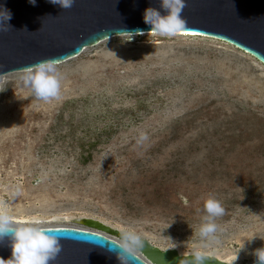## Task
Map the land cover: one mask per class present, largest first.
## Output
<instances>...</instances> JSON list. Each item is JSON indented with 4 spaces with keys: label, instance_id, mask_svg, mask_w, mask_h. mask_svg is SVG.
<instances>
[{
    "label": "rangeland",
    "instance_id": "obj_1",
    "mask_svg": "<svg viewBox=\"0 0 264 264\" xmlns=\"http://www.w3.org/2000/svg\"><path fill=\"white\" fill-rule=\"evenodd\" d=\"M128 39L56 65V99L22 85L30 70L4 75L0 205L21 223L81 228L71 220L95 218L189 254L214 198L225 211L202 250L255 261L264 248V67L212 38ZM140 133L148 139L138 145Z\"/></svg>",
    "mask_w": 264,
    "mask_h": 264
},
{
    "label": "water",
    "instance_id": "obj_2",
    "mask_svg": "<svg viewBox=\"0 0 264 264\" xmlns=\"http://www.w3.org/2000/svg\"><path fill=\"white\" fill-rule=\"evenodd\" d=\"M181 16L185 28L177 34H193L221 41L264 67V0H185ZM11 19L0 31V78L54 59L56 65L73 59L87 48L140 30L152 34L143 22L145 9L159 10L158 0H75L62 10L49 0H0ZM162 14H164L162 12ZM81 228L43 227L59 238L61 251L53 264H119L111 242H119L118 229L95 218L71 220ZM142 238V237H141ZM130 264H183L188 254L163 249L142 238ZM11 241H0V259L11 258ZM211 258L207 264H231L235 258ZM256 260L249 263L255 264ZM233 264H246L237 258Z\"/></svg>",
    "mask_w": 264,
    "mask_h": 264
},
{
    "label": "clouds",
    "instance_id": "obj_3",
    "mask_svg": "<svg viewBox=\"0 0 264 264\" xmlns=\"http://www.w3.org/2000/svg\"><path fill=\"white\" fill-rule=\"evenodd\" d=\"M28 2L35 5L36 0H28ZM74 2L75 0H49V3L62 10L70 9ZM158 3L159 10L149 7L143 14V22L150 26V32L160 37H171L182 31L186 25L181 16L186 6L185 0H158ZM11 15L9 10L0 7V31L6 30L5 25H9L7 21L11 19ZM122 33L130 37L125 41H131L136 35L143 34L140 30ZM180 35H185V33H180ZM21 81L22 85L29 88L38 100L48 101L60 95L61 74L54 59H46L32 66V69L21 77ZM147 139L145 133H140L136 142L140 145ZM18 195L19 190L12 191L9 199L14 200ZM7 203L6 200L3 205H0V241H3L5 237L9 238L12 251L11 258L0 259V264H53L61 251L59 238L39 227L38 225L43 223L40 219L33 218L23 223L18 222L8 212ZM203 210L206 213L205 222L198 230L202 243L189 252L188 256L183 259V264H207L211 258H214L202 249L211 248L216 242L217 225L213 221L216 217L223 216L225 210L214 198L205 201ZM111 243L115 245V248H109L108 251L115 254L119 264H130L135 251L143 246L141 236L129 228L121 230L119 242ZM254 255L255 264H264V248L256 249ZM236 259L237 254L231 264Z\"/></svg>",
    "mask_w": 264,
    "mask_h": 264
},
{
    "label": "bare ground",
    "instance_id": "obj_4",
    "mask_svg": "<svg viewBox=\"0 0 264 264\" xmlns=\"http://www.w3.org/2000/svg\"><path fill=\"white\" fill-rule=\"evenodd\" d=\"M153 35H156L155 33H152ZM141 35H145V34H141ZM186 36H189V37H191V36H193L192 34H185ZM185 35H183V36H185ZM138 36H140V35H138ZM176 36H181L180 34H176ZM195 36V35H194ZM197 37V36H196ZM85 50L86 49H84L81 53H83V52H85ZM4 77L5 76H2L1 78H0V82L4 79ZM57 218V217H56ZM21 220V219H20ZM58 220H60V219H58ZM57 220V221H58ZM47 227H51V226H47ZM62 227H64V226H62ZM77 228H79V227H77ZM79 229H85V228H79Z\"/></svg>",
    "mask_w": 264,
    "mask_h": 264
}]
</instances>
